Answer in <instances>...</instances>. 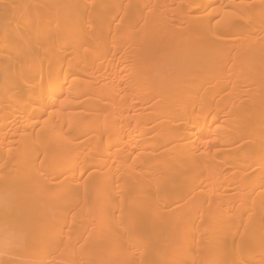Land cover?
Returning <instances> with one entry per match:
<instances>
[{"label": "bare ground", "instance_id": "bare-ground-1", "mask_svg": "<svg viewBox=\"0 0 264 264\" xmlns=\"http://www.w3.org/2000/svg\"><path fill=\"white\" fill-rule=\"evenodd\" d=\"M0 264H264V0H0Z\"/></svg>", "mask_w": 264, "mask_h": 264}]
</instances>
